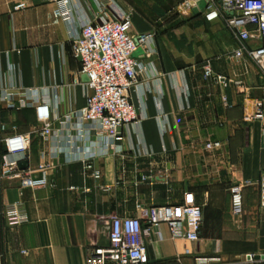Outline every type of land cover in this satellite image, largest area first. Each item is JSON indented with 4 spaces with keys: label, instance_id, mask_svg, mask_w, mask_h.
I'll use <instances>...</instances> for the list:
<instances>
[{
    "label": "crops",
    "instance_id": "1",
    "mask_svg": "<svg viewBox=\"0 0 264 264\" xmlns=\"http://www.w3.org/2000/svg\"><path fill=\"white\" fill-rule=\"evenodd\" d=\"M180 1L170 0L168 19L158 23L147 18L151 0L140 7L128 0H71L66 21L53 18L57 6L47 0H0V167L3 140L28 134V158L19 162L26 168H18L36 175L46 166L49 180L48 187L31 190L18 179L0 177V264H85L94 248L107 245L115 215L138 218L143 227L148 219L157 224L144 237L145 264H179L183 242L171 238L165 220L186 204L201 210L192 217L200 234L194 257H253L251 264H264L258 186L264 116L243 121L264 97V75L251 59L233 55L235 40L220 21L208 23L197 11L171 12ZM19 4L24 8L16 9ZM129 12L130 34L151 38L134 53L140 66L128 95L137 121L122 127L114 141L78 118L87 78L71 43L84 24ZM206 63L226 86L203 78ZM35 101L48 106L47 141L37 134ZM209 142L222 147L208 152ZM235 182L248 183L241 217L230 212ZM13 203L21 205L26 221L7 226L2 212Z\"/></svg>",
    "mask_w": 264,
    "mask_h": 264
},
{
    "label": "built area",
    "instance_id": "2",
    "mask_svg": "<svg viewBox=\"0 0 264 264\" xmlns=\"http://www.w3.org/2000/svg\"><path fill=\"white\" fill-rule=\"evenodd\" d=\"M57 6L53 12L54 19L69 20L71 17V0H47ZM19 4L16 9L24 8ZM197 11L208 23L220 21L224 28L233 36L236 58L251 59L264 75V0H181L171 12L183 16ZM131 13L120 17H104L100 23L84 24L78 36L72 40L73 57L80 63L81 73L86 76V105L79 111L78 118L92 125L96 132L104 133L108 138L117 141L120 129L137 121V113L130 103L129 91L136 84L139 62L134 58L139 42L146 43L151 35L140 38L130 34ZM214 75L208 63L203 66V78H213ZM214 79L226 86L225 79L215 76ZM240 86L241 83H235ZM262 89L264 91V81ZM223 104L226 105L225 98ZM26 105L21 99L19 106ZM31 105V104H30ZM35 110L41 129L38 136L47 141L51 135L50 115L45 103L35 101L31 105ZM9 107H14L13 104ZM264 116V97L256 100L253 112L243 118L245 123L262 120ZM30 135L13 133L3 140L4 155L0 167V177L15 178L23 189H43L49 186L47 167L39 166L36 175L19 170L21 160L28 158ZM219 142L206 143L208 152L220 150ZM93 178L99 179L94 173ZM247 182H235L229 188L230 212L233 217L244 214L242 191ZM259 209L264 214V171L258 180ZM201 213L199 207L186 204L176 208L166 216V223L171 238L183 242L177 252L179 264L185 259H193L192 264H251L249 262H227L219 258L194 257L192 245L199 242V226L195 219ZM2 218L7 226H17L26 221L25 211L18 203L6 206ZM148 225L142 226L140 219L133 217L111 216L109 219L108 243L104 247H96L85 264H145L147 262L148 237L157 224L151 219Z\"/></svg>",
    "mask_w": 264,
    "mask_h": 264
},
{
    "label": "rangeland",
    "instance_id": "3",
    "mask_svg": "<svg viewBox=\"0 0 264 264\" xmlns=\"http://www.w3.org/2000/svg\"><path fill=\"white\" fill-rule=\"evenodd\" d=\"M128 1L133 6L140 7L141 2L143 0H128ZM169 1L170 0H151L150 4H148L149 6L145 10L147 14V18L153 22H158V23L163 22L164 20L168 19V18H165L164 15L170 8V6H168L170 5Z\"/></svg>",
    "mask_w": 264,
    "mask_h": 264
},
{
    "label": "water",
    "instance_id": "4",
    "mask_svg": "<svg viewBox=\"0 0 264 264\" xmlns=\"http://www.w3.org/2000/svg\"><path fill=\"white\" fill-rule=\"evenodd\" d=\"M195 12V11H194ZM19 168L20 169H25L26 168V163L24 162V163H20L19 164Z\"/></svg>",
    "mask_w": 264,
    "mask_h": 264
}]
</instances>
